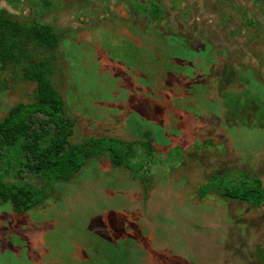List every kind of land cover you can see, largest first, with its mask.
Returning a JSON list of instances; mask_svg holds the SVG:
<instances>
[{
	"label": "rangeland",
	"instance_id": "374dc122",
	"mask_svg": "<svg viewBox=\"0 0 264 264\" xmlns=\"http://www.w3.org/2000/svg\"><path fill=\"white\" fill-rule=\"evenodd\" d=\"M155 1L163 14L143 33L148 43L156 29L189 35L191 54L175 44L183 38L143 45L144 54H118L101 38L138 35L147 18L131 10L147 0H51L47 10L0 0L14 19L60 37L52 82L73 121L70 142H133L131 171L99 154L41 204L22 213L0 205V264H264V203L223 195L256 178L264 192V0ZM198 49L221 63L194 68ZM229 67L239 72L233 83ZM0 86V120L32 101L35 85L17 67L0 72ZM14 158L0 161L4 180H16Z\"/></svg>",
	"mask_w": 264,
	"mask_h": 264
},
{
	"label": "trees",
	"instance_id": "16d2710c",
	"mask_svg": "<svg viewBox=\"0 0 264 264\" xmlns=\"http://www.w3.org/2000/svg\"><path fill=\"white\" fill-rule=\"evenodd\" d=\"M40 5L47 10L52 2L40 0ZM140 9L152 22L160 20L163 14V7L155 0H147V6L135 4L131 11L141 13ZM59 39L51 25L37 20L20 22L5 8H0V72L9 66L17 67L21 79L35 85L32 101L15 104L0 120V161L14 153L19 165L13 175L16 180H4V172L0 173V205L9 204L16 213L41 204L52 193L56 183L70 180L87 159L99 154H105L113 168L132 169L133 142L114 136H89L78 143L70 142L73 121L52 82L55 60L52 53ZM212 56L215 59L210 63L215 69L222 58L215 54ZM216 60L217 64L213 63ZM230 67L229 77L233 83L234 78L239 79V74L233 75L235 69ZM216 70L220 76L222 73ZM26 176L41 180V185L25 181ZM221 177L215 176L213 180H221ZM253 182L252 187L226 188L223 195L259 206L264 203V192L259 179ZM209 188V184H204L199 193L205 194Z\"/></svg>",
	"mask_w": 264,
	"mask_h": 264
},
{
	"label": "flooded vegetation",
	"instance_id": "af4514ba",
	"mask_svg": "<svg viewBox=\"0 0 264 264\" xmlns=\"http://www.w3.org/2000/svg\"><path fill=\"white\" fill-rule=\"evenodd\" d=\"M147 21V23L144 25L142 30H136V32H138L139 34L136 36H133V32L129 33V36H113L111 35V33L105 32L104 36H102L101 38L108 41L109 45H111L112 47L116 48V51L118 52V54H127V53H131V50L133 52V54H144L145 51L143 50V45L146 46L149 50H152L154 48H156L157 46H161L163 45V43H165L166 38H168V40L173 41L175 38H183V40L181 42L176 41L178 43H175L178 47L182 48L183 46H185L184 48L186 49L185 54H191L192 50H189L191 48V43H193V39L191 36H180L178 34H173L172 31L168 34H163V32L159 29L154 30L153 32L155 33V36L157 37V43H155L154 45H152L151 43H148V40L145 38V34L148 30H153L151 28V26L153 25L152 20L147 19L145 20ZM136 34V33H135ZM161 44V45H160ZM166 45H164L165 47ZM174 46V45H173ZM145 47V48H146ZM166 48H170V46H166ZM165 48V49H166ZM129 49V51H128ZM200 50L202 49H198L197 51L193 52V54H196L195 56H192L191 58H188L191 62V64L193 65L194 68H206L208 67V69H212V64L209 62H206L205 60H203L200 56ZM160 52V51H159ZM159 52H156L154 54H158ZM168 52V51H166ZM216 56H219V54H215ZM227 56V55H226ZM186 63V62H185ZM184 64V63H182ZM186 65V64H184ZM184 70V67H183ZM180 73V72H179ZM176 74V76L179 75ZM233 75L239 74V72H232ZM175 73L174 72H170V71H164V77L166 78L168 75L173 76ZM193 75V74H192ZM175 76V77H176ZM237 77V76H236ZM195 78V77H194ZM188 79V78H187ZM181 81V80H180ZM180 86H182V90H187L188 87L187 85H185L184 83H180ZM173 87V85L171 86V88ZM186 88V89H185Z\"/></svg>",
	"mask_w": 264,
	"mask_h": 264
},
{
	"label": "crops",
	"instance_id": "0c3cea01",
	"mask_svg": "<svg viewBox=\"0 0 264 264\" xmlns=\"http://www.w3.org/2000/svg\"><path fill=\"white\" fill-rule=\"evenodd\" d=\"M260 21H262V19H260ZM264 23V22H263Z\"/></svg>",
	"mask_w": 264,
	"mask_h": 264
}]
</instances>
